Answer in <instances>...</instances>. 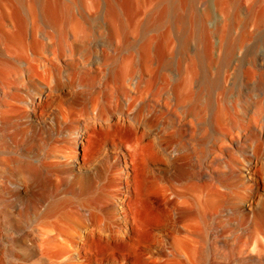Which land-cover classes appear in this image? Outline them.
<instances>
[{
  "label": "bare ground",
  "instance_id": "6f19581e",
  "mask_svg": "<svg viewBox=\"0 0 264 264\" xmlns=\"http://www.w3.org/2000/svg\"><path fill=\"white\" fill-rule=\"evenodd\" d=\"M198 2L0 0V264H264V0Z\"/></svg>",
  "mask_w": 264,
  "mask_h": 264
},
{
  "label": "rangeland",
  "instance_id": "374dc122",
  "mask_svg": "<svg viewBox=\"0 0 264 264\" xmlns=\"http://www.w3.org/2000/svg\"><path fill=\"white\" fill-rule=\"evenodd\" d=\"M204 1L206 0H199V2L196 5V10L199 13H202L205 10V7L208 6ZM210 1V0H208ZM206 4V5H205ZM153 31L149 33V35L153 36ZM143 33L141 34V30H136L135 34L130 37V41L133 44H138L142 40ZM262 39L261 34H257L256 39L244 44L243 49L240 50L233 58L229 68H227L224 71L223 76L227 78L226 85L231 87V91L233 93H238L239 89L244 92H251L253 96L256 95L258 89V77L262 76L264 78V47H262V43H260V46H255L257 40ZM124 51L123 55H129L130 52ZM251 62H254L256 64L255 68L256 70L255 75L256 77L252 81V83L246 84L243 80V68L245 69L247 64ZM262 84L260 83V86ZM258 86V87H260Z\"/></svg>",
  "mask_w": 264,
  "mask_h": 264
}]
</instances>
